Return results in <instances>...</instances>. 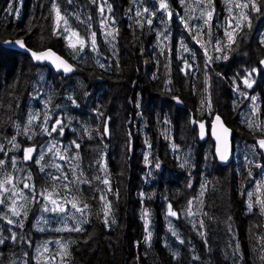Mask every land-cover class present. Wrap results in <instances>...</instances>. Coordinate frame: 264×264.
Masks as SVG:
<instances>
[{
	"label": "trees",
	"instance_id": "trees-1",
	"mask_svg": "<svg viewBox=\"0 0 264 264\" xmlns=\"http://www.w3.org/2000/svg\"><path fill=\"white\" fill-rule=\"evenodd\" d=\"M160 2L0 0V159L5 161L0 179L10 173L18 187L19 182L35 186L34 193L24 189L25 198H16L26 217L11 214V201L0 204V264H264V213L256 203L264 200V156L254 142L264 136V67L259 65L264 0H258L260 12L234 7L244 0H211L210 5L208 0H165L166 10ZM54 5L67 19L60 28L74 29L86 41L82 51L78 42L74 51L56 32ZM241 11L249 14L250 27L240 19ZM201 12H211V18ZM106 13L113 21L104 26ZM230 20L233 27L244 26L231 50L217 52L218 44L228 43ZM108 26L116 32L104 43L98 33ZM17 37L32 49L53 48L77 71L57 73L2 44ZM255 67L253 92L237 94L233 86H245L240 74ZM215 114L237 141L226 164L216 160L211 138L198 135L195 120L209 121ZM32 116L37 118L29 125ZM56 119L64 122L63 135L41 131ZM13 137L18 148L9 143ZM53 144L78 159L61 160L47 152ZM28 145L39 151L25 162ZM41 152H46L44 171L34 162ZM105 178L108 185L102 183ZM41 193H51L67 212L43 211V204L52 205ZM33 194L40 203L32 201ZM73 197L79 207L87 205L83 213L66 203ZM189 200L194 214H189ZM106 202L111 206L107 217ZM169 205L177 216L168 214ZM73 225L82 230L56 231ZM62 244L70 253L66 258L58 255Z\"/></svg>",
	"mask_w": 264,
	"mask_h": 264
},
{
	"label": "snow or ice",
	"instance_id": "snow-or-ice-1",
	"mask_svg": "<svg viewBox=\"0 0 264 264\" xmlns=\"http://www.w3.org/2000/svg\"><path fill=\"white\" fill-rule=\"evenodd\" d=\"M94 2H95V0H94ZM181 2L183 3L184 0H181ZM201 2H202V0H201ZM208 2H209V5H210L211 4V0H208ZM69 3H71V0H69ZM168 7H169V5L165 2V0H161L160 8L166 10V9H168ZM234 7L238 8V9H251V10L256 11V12H260L261 11V6H260V3L258 2V0H244L243 3L237 2V3H235ZM100 11H101V14H103L104 8L101 7ZM231 11H232V8H229V12H231ZM54 12H55V21H56V32L59 33L61 31V28H60L61 21H63L64 25H67V19L61 14V11H60L59 7H57L55 5H54ZM144 12H148V9H144ZM136 15L140 16V15H142V13L138 11L136 13ZM153 15H154V13H153ZM169 15H171V13H169ZM204 15H207V17L209 19L211 18V12H207V13L201 12V16H204ZM233 19H235V18H233ZM240 19L243 20V21H248V26L250 27V20H249V14L248 13H245V12L241 11ZM208 22H209V20L206 19L205 20V24H208ZM147 23L150 24L151 20L149 19L147 21ZM184 26H185L186 29H189V31H191L187 21H184ZM243 26L244 25H242L240 23H236L235 27H233L232 20H230L229 21V27L232 30L225 32V35H226L227 40H228V43H227L226 46H220L218 44L215 50L217 52H223L225 47H227L229 50H231V46L236 43L235 35L238 32V30H242ZM63 31L69 32L70 29L65 27L63 29ZM115 32H116V30L114 29L112 32H108V35L114 36ZM78 35H79L78 33L74 32V31H71V35L69 37H65L66 39L69 40V47L72 48L74 51L77 50V44L71 42V36H78ZM197 35H203V33H197ZM193 38L194 39L196 38L195 35L193 36ZM15 43L19 44L21 47H25L23 42L20 41V40H16ZM78 43H79V50L82 51L84 49V47L86 46V41L81 38V39L78 40ZM91 43H92V46L95 47V45H96L95 33L92 34ZM261 43L264 44V40H262ZM181 46L183 47V44ZM185 51H187L186 48H185ZM205 55L207 56V50H205ZM32 56L36 60H43V59H47L49 57L55 56V54L52 53L51 50H48V51L40 52V53L32 52ZM217 58H220V57H217ZM223 58L224 59H228V56L224 55ZM208 60L211 61L212 57L209 56ZM57 61H58V63H56ZM53 63H56V67L58 69L59 68H63V70L65 72L72 71V66L70 64H68L65 60L61 59L58 56L55 58ZM260 63L264 64V60H262ZM185 66L186 67H190V65L187 64V61L185 62ZM101 67H104V65H101ZM256 71H257V69L253 68L248 73V75L246 77H244V79H243L244 85H246L248 88L252 87V83L250 82L249 77L252 75V73H254ZM237 90H239V86H237ZM251 99L254 101L255 97H251ZM36 118H37L36 116L30 117L29 125H31L32 122ZM48 119H49V117L47 115H45V121L46 122H47ZM216 121L220 122V117L219 116L216 117ZM63 123H64L63 120L56 119L55 123L52 125V127L50 129L46 128V127H42L41 131L46 133L49 136H51L52 133H58L60 135H63V132H64ZM220 126L222 128L223 133L226 136L229 133V129L224 127L222 123L220 124ZM204 127H205L204 124L201 123L200 124V128H201V134L202 135H203ZM105 132H107V129H105ZM219 138L220 137H217V139H219ZM9 143H11L14 148H18L19 147V145L16 144V142H15V137H13L12 140L9 141ZM73 144H74L76 149H79L80 145L78 143H76L74 141ZM257 144H258L260 149L264 150V138L258 139L257 140ZM36 151H37V148L35 146H31V147L25 148L23 150V152H24V157H23L24 161L27 162L29 160H33L34 159L33 153H36ZM0 152H4V147L2 145H0ZM47 152H55L56 156L59 157V159H61V160L78 159V155L75 156V157H68L66 154H61L60 150L56 147L55 144H53L51 148H47ZM218 153L220 155V159H222V160H226L227 159V140H226V138H225V143H224V150L223 151H219L218 150ZM5 155H6V153H5ZM45 155H46V152H41V153H39V158L34 160V162L36 164L41 165V171H44L45 167H47L46 164H42V162L45 161ZM11 161H12L13 167H15V164H16L15 157H12ZM145 162L146 163L148 162L147 161V157H145ZM4 165H5V161L0 159V169H2L4 167ZM54 166L57 167V168L61 167L60 165H54ZM156 166L159 167L158 164ZM183 166L184 165L181 164V167H183ZM256 166L260 167L259 164H257ZM27 179L31 180V174L28 175ZM52 179L53 180H59L60 177L59 176H54V177H52ZM64 179L65 180L68 179L67 174H64ZM77 179H79V178L77 177ZM97 179H100V178L97 177ZM74 182L75 181H72V183H74ZM19 183L22 185V187H18V184H17L15 178L10 173L3 174V178L0 179V204L5 203V201H11V205L9 207V211L11 212V214L13 216H15V217H20L21 215L26 217L27 216V210H24L23 213L21 212V208H23V205H17L16 198L17 197H20L21 199L25 198L24 197V189H28L29 192L34 193L35 186L33 184H30V183H27V182H19ZM102 183H104L105 185H108L109 181L105 178V179H103ZM64 188L66 190H70V185L69 184H65ZM109 190H111V189H109ZM45 192H47V190H45ZM202 194L203 193H201V195ZM40 195L41 196H45V193H41ZM45 198L49 200V203L52 205V207H49L48 204H43V211H45V212H54V213H56V212H58V213H66L67 212V209L63 205L58 204L56 199L52 198V194L51 193H48V195L45 196ZM31 199H32V201H34L36 203H40V201L36 200L35 194H33L31 196ZM101 199H104V198L101 197ZM65 201H66V203H70L71 207L73 209H75L77 212H80V213H83L84 209L87 208L86 204L84 205L83 208L79 207L78 206V201H77V199L75 197H73L72 200H68L67 198H65ZM250 201H251V195H250ZM256 203L261 205V212L264 213V200L258 199L256 201ZM188 204H189V214H194V213L191 212V206L193 205V200H189ZM252 206L253 205L250 202L249 203V209H251ZM110 210H111V206H110V204H107V202H106V210L104 212L105 217H107L110 214ZM168 214L171 215V216H177L178 215L177 212L172 210L171 205H169ZM145 216H147V211L145 212ZM8 223L9 224H18V226L23 227L22 223H20L19 221H14L12 219H9ZM105 223L106 224L108 223L107 219L105 220ZM201 226H203V222H201ZM65 230H67V231H81L82 228L79 225H73L72 227H64V228L56 229V231H65ZM10 238L13 241H15L16 240L15 233H13ZM2 243H4V239L0 238V244H2ZM61 249H62V251L60 253H58V255H61L62 257H65V258L70 255V253L68 252L66 244H62L61 245ZM44 251H46V252L48 251L47 245L44 246ZM25 255H27V253H25Z\"/></svg>",
	"mask_w": 264,
	"mask_h": 264
},
{
	"label": "water",
	"instance_id": "water-1",
	"mask_svg": "<svg viewBox=\"0 0 264 264\" xmlns=\"http://www.w3.org/2000/svg\"><path fill=\"white\" fill-rule=\"evenodd\" d=\"M16 40L22 41L23 44L25 45V47H21L19 44L15 43ZM2 44L5 45V46H7V47H10L12 49H16L18 51L27 53L30 56V58L33 60L34 63H40V64L47 65V66H49L50 68H52L57 73H64L66 75H69V74H72V73H74V72L77 71L76 67L69 60H67L63 55H61L59 52H57L56 50H54L52 48H44V49H38V50L37 49H32V48H30V47H28L26 45L25 40L22 37L5 39L2 42ZM48 50H51V52L54 53L55 56H52V57H49V58L43 59V60H36L32 56V52L40 53V52H45V51H48ZM57 56L60 57L61 59L65 60L68 64H70L72 66V71L65 72L63 70V68H59L58 69L56 67V63H58V61L56 63H53V61L55 60V58ZM262 60H264V57H263ZM261 65H264V64H261ZM174 100L176 101V103L178 105H182V101H181V99L178 96H175L174 97ZM217 116L220 117V122H217L216 121V117ZM201 123H203L204 126H205V122H201ZM221 123L223 124L224 127H226L227 129H229V133L226 136L223 133L222 128L220 126ZM200 124H199V136L202 139H204L206 137V127H204V129H203V135H202L201 134ZM209 135H210V137H211V139H212V141L214 143V153H215V157H216L217 161L220 164H226V163H228L231 160L232 155H233L232 130H231L230 126L218 114L213 117L212 121L209 124ZM217 137H220V138L217 139ZM225 138L227 140V159L226 160H222V159H220V155L218 153V150L219 151H223L224 150ZM258 139H260V138H258ZM257 140H256V143H257ZM257 146H258V144H257ZM258 149L260 151H262L263 156H264V150L260 149L259 146H258Z\"/></svg>",
	"mask_w": 264,
	"mask_h": 264
},
{
	"label": "rangeland",
	"instance_id": "rangeland-1",
	"mask_svg": "<svg viewBox=\"0 0 264 264\" xmlns=\"http://www.w3.org/2000/svg\"><path fill=\"white\" fill-rule=\"evenodd\" d=\"M103 7H106L105 3L103 4ZM103 17H104V20H103L102 25L105 26L107 22L110 23V24H112L113 17H112L109 13H106ZM55 23H56V21H55ZM107 28H108L107 31H102V32H99V33H98L99 36H100L101 41L104 42V43H107V40H104V38H105V39H106V38H107V39H111V38H109V37H106V36H110V35H108V32H112V31L114 30V28H113L112 26H108ZM71 31H74V29H72ZM71 31H69V32L67 33V32H65V31H63V28H62L61 31H60V33L63 34L65 37H69V36L71 35ZM74 32H76V31H74ZM67 40H68V39H67ZM78 40H79V39H78L77 36H71V41H72V42L77 43ZM255 69H256V68H255ZM250 71H251V70H246V71H244L243 73L240 74V78H241L242 81H243L244 77H246V76L248 75V73H249ZM253 79H254V76H253V73H252V75L249 77V80H253ZM233 89H234V91L237 92V94H239V95L242 94V90L244 91V93H245L246 95H248V93L251 94V93L253 92V91H252V92H249V91H250V88L246 87V85L243 86V87H240L239 90H237V87L233 86ZM241 98H242L243 101H244V99L246 98V96L241 95ZM252 101H253V100H252ZM253 107H255V102L252 104L251 108H253ZM234 143L237 144V141H235ZM38 151H39V150H37L36 153H37ZM36 153H33V157H35ZM30 161H32V160H30ZM103 169H104V167H103Z\"/></svg>",
	"mask_w": 264,
	"mask_h": 264
},
{
	"label": "flooded vegetation",
	"instance_id": "flooded-vegetation-1",
	"mask_svg": "<svg viewBox=\"0 0 264 264\" xmlns=\"http://www.w3.org/2000/svg\"><path fill=\"white\" fill-rule=\"evenodd\" d=\"M101 8V7H100ZM101 32V31H100ZM48 48H50V47H48ZM260 65V64H259ZM256 68V67H255ZM257 69V68H256ZM243 73V72H242ZM258 74V69H257V71L256 72H254L253 73V76H254V79L253 80H250V82L252 83V86H253V84H254V80H255V77H256V75ZM243 82V81H242ZM247 87V86H246ZM251 88H253V87H251ZM249 92H252V91H249ZM215 115H217V114H215ZM214 115V116H215ZM213 116V117H214ZM213 117H212V119H213ZM212 119L211 120H209V121H207V120H205V119H202V120H198V122H197V120H195L196 121V124H197V129H198V135H199V124L201 123V122H205V127H206V137L205 138H208V134H209V124H210V122L212 121ZM224 120V119H223ZM225 121V120H224ZM231 130H232V128H231ZM232 133H233V131H232ZM242 136H243V134H242ZM199 138L202 140V138L199 136ZM204 138V139H205ZM203 139V140H204ZM232 139H233V134H232ZM26 148V147H25ZM147 164H148V166L150 165L149 164V162H147Z\"/></svg>",
	"mask_w": 264,
	"mask_h": 264
},
{
	"label": "bare ground",
	"instance_id": "bare-ground-1",
	"mask_svg": "<svg viewBox=\"0 0 264 264\" xmlns=\"http://www.w3.org/2000/svg\"><path fill=\"white\" fill-rule=\"evenodd\" d=\"M41 202V201H40Z\"/></svg>",
	"mask_w": 264,
	"mask_h": 264
}]
</instances>
